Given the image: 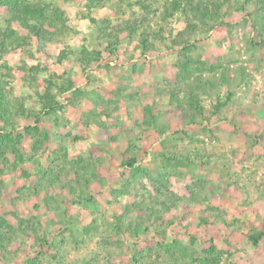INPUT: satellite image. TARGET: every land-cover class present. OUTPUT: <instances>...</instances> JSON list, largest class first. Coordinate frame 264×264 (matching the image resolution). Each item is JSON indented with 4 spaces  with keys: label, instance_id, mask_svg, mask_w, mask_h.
Instances as JSON below:
<instances>
[{
    "label": "rangeland",
    "instance_id": "1",
    "mask_svg": "<svg viewBox=\"0 0 264 264\" xmlns=\"http://www.w3.org/2000/svg\"><path fill=\"white\" fill-rule=\"evenodd\" d=\"M25 2L61 23L0 7V264H264V0Z\"/></svg>",
    "mask_w": 264,
    "mask_h": 264
},
{
    "label": "trees",
    "instance_id": "2",
    "mask_svg": "<svg viewBox=\"0 0 264 264\" xmlns=\"http://www.w3.org/2000/svg\"><path fill=\"white\" fill-rule=\"evenodd\" d=\"M0 7H5L7 9L8 13L10 14V18H9L10 23H13V22L18 23L23 29H26L27 31L31 32L32 35L36 37L38 41H40V39L41 40L45 39L46 37L51 35L50 32H46V30L44 29L45 28L44 26L46 24L54 27L55 22L60 20V23H61V19L59 16V13H60L59 10L56 8H53L51 4H42L40 2L35 3V4L33 3L28 4L25 2V0H0ZM203 10H205V8H202L201 5L197 6L196 8H193V14L196 15V17L197 16L205 17V14L207 11L206 10L203 11ZM188 27H190V24H188ZM193 27L195 28V26ZM9 31L11 34L16 35V33L12 29H10ZM123 31L124 29H119L116 32V35ZM116 35L112 37L109 36V38L106 40L107 41L106 50L109 49L111 52L114 49L113 46L111 45H115L116 43H118V38ZM5 49H6V44H5V41L3 40L0 42V52H3ZM65 57H66L65 54L61 53L59 55V60L65 59ZM97 60H98L97 54L95 56H90L88 59H86L87 64H90ZM71 85L72 84L69 83L67 87L61 89V91L63 92L68 91L69 89H71ZM6 105H7V102L5 101V98L3 97V92L0 88V120L2 121H4L6 118ZM54 105H57V104L55 103L53 105L44 104L42 109L52 110ZM24 128L26 132H28L31 126L29 125ZM11 143L12 145L13 143H16V138L14 137L12 132L0 131V158L1 156H4L6 153L5 150H2V149L5 148L7 144H11ZM12 152H13V155H15V157L17 156L18 159L21 158V154L19 153L18 148L12 150ZM122 165L127 166L129 168H133L134 161L133 160L126 161ZM3 223H4V219L0 217V226H2ZM261 237H262V234H257L255 236H250V240L252 241L254 245H257ZM0 249H4L3 237H2L1 232H0ZM199 257H200V260L205 261V263L218 264V260H217L218 257H214L210 253L205 254L204 256H199ZM132 258H133L132 259L133 264H137L138 260L135 254H132ZM35 259L36 258H29L25 261V264H35Z\"/></svg>",
    "mask_w": 264,
    "mask_h": 264
}]
</instances>
